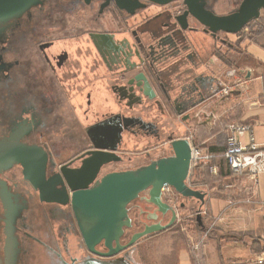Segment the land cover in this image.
Instances as JSON below:
<instances>
[{
	"label": "flooded vegetation",
	"instance_id": "flooded-vegetation-1",
	"mask_svg": "<svg viewBox=\"0 0 264 264\" xmlns=\"http://www.w3.org/2000/svg\"><path fill=\"white\" fill-rule=\"evenodd\" d=\"M82 1L86 8H88V11L91 12L88 17V22L90 21L91 27L88 31L91 48L89 47L87 50L88 52L79 48V40L75 39L76 37H73V41H70L72 43L67 41L70 43L68 48L73 50L71 51L72 53L67 49H63L59 53H56L58 48H67L64 43H57L59 41L65 42L70 38H67V36L75 31V28H71L72 13L66 9H63V11L59 9L57 10L56 0H43L42 5L33 8L22 18L3 25V37L0 41V141H8L10 138L15 137L22 144L42 148L48 154V179L58 174L62 175L63 169L77 171L83 166L84 161L90 157L89 154L96 150L93 138L90 137L88 130L99 122L108 120L112 114H120L123 117H141L145 122L154 125L150 128H143L139 125L132 130V132L124 131L123 142L122 144H119V146L115 143L117 138L113 139V137H110V134L108 135L105 144L107 146H114V144H116L118 148L116 154L120 158V161H118L119 163L124 160L123 157H121L120 152H123L124 148L128 147V143L125 141L126 135L147 139L150 143H152L153 140L157 141L156 145L159 146L158 149H160L162 154H165V147H168L169 145V149L171 150H169L170 152L166 156L168 157L172 155V141L180 140L176 138V133L172 130L171 125H175V122H177L179 117H181V120L179 121L184 124L189 123L195 118L193 117L192 112L189 114L185 113V115L181 116L177 114L174 107V99H176L177 96L173 97V95L171 102L160 97L163 111L165 113L162 110H159L156 105L149 102H146L145 106L134 105L132 110L127 107L129 101L121 96H126L128 93L127 91H119L120 88L125 87L127 84L123 79V68L114 66L110 61L105 63L92 38V35H107L111 38L108 43H115L121 47H126V40H129L131 45L136 44L140 50L146 51L151 44H155V41L153 40L154 36L156 40L172 37L175 42L176 39L180 40L181 45H179V49H181L183 53L190 54L191 52H194L191 35L199 33L206 34L204 32L205 28L200 26L191 17H189V29L183 32L188 39L187 43L182 40L181 34L172 35L171 31L168 35L162 36L160 33L163 26L167 27L171 24V17L182 15L185 12L186 7L184 1L176 0L167 6H159L146 0H140L143 7L138 9L134 15H129L120 10L114 0H90V3H87L86 0ZM206 2L207 9L210 10L208 0H206ZM79 10L81 9H72V11H74L73 17L77 16V18H73V27L75 26V23L81 19L76 13L79 12ZM68 16L70 17V20ZM39 21H43L44 26L58 23L60 24L59 26L62 27V30L58 31L56 36L49 35L47 37L46 35H38L37 37L33 35L32 32L30 33V29L32 25H37ZM60 36L64 38H57ZM217 37L218 38L214 39L221 44H223L222 41H226L224 39V33H219ZM165 41L169 42V44L171 43L169 39H166ZM9 47H14V49L10 50ZM74 56L76 57L74 58ZM85 59H90V64L86 67L82 63V60ZM101 68L106 70L105 73L101 75V78L106 82L105 85L107 88L105 89L106 92L109 93V99L119 110L117 113L112 112L99 115L95 110L98 88L96 77H100L99 71ZM73 86L74 90L77 92L76 95H78L77 98L74 97L73 99H75V102L78 104H72V106L74 110L79 108V111L81 112H79V114L77 109L76 117H79L80 115L84 116L85 123L90 121L91 116L93 118L95 117L96 120L91 123L89 122L90 124L84 125L80 131V136H78V134L71 135L70 138L78 144V147L74 149L75 154L68 161H63L58 164L52 172H49L51 161L50 153L43 146V143L40 145L35 142V139L37 136H40L42 139L48 138L50 137V132H54L49 129V126L46 127L47 117L53 116L54 120H59V118L62 117L60 112L58 114L55 113L56 108H58L63 101L61 98L62 96L60 97V91H63V96H66L69 94L70 90H73ZM85 88H90V91L86 93L83 92ZM57 94H59L58 98H56ZM199 99L200 97H196L195 102ZM183 104L186 105L185 103ZM190 104L191 102H189V105ZM204 104L205 103H202L201 105L203 106ZM85 106L86 108H84ZM82 108L84 109L82 110ZM138 108H143V111H151L152 109L154 110L157 108L163 118H168L166 112L168 108L173 117L171 119L168 118L170 120V128L165 127L162 129V122H159L160 119L149 121L144 119L141 115L131 116L128 114L129 112H134ZM77 120L80 124L83 123L80 118ZM51 126L55 128L56 124L52 122ZM64 136L66 137V135ZM151 150L152 147L147 148V151L144 154L146 163H143L141 167L150 165L152 162L158 160L153 158ZM77 160H80L81 163L78 167H75L73 163ZM106 166L102 167L101 173ZM15 167L16 166L13 168ZM8 171L0 173V264H29V258L33 256L34 251L38 250L37 245H41L42 248L51 253L54 257V262L52 264H60V262L61 264H64L62 261L63 253H61V250L51 248L45 243L44 239H40L34 234L35 226L32 218L35 208L34 199L35 197L38 198L39 203L42 206H53L60 209L54 213L44 212L43 214L46 216L49 227L53 230L55 229L58 236L63 237L62 245H64V250L67 254H70L68 251L70 236L81 241L80 229L74 207L71 203L68 205L42 203L40 201L39 192L25 180L23 169H21L23 182L17 179H9L7 177ZM122 171L123 170L111 171L109 173ZM101 173L98 179L108 174L106 173L101 176ZM21 185L24 186L26 190H24ZM59 187L62 189V186ZM167 190H170L173 195L176 193L173 189ZM167 190L164 191L163 201L178 215V211L175 210V208H173L164 197ZM202 193L204 194L203 191ZM6 197L10 201L11 209L14 212V214H12L15 217L13 222H9L8 217L6 216V210L3 204V198ZM137 201H140V203L137 204L134 202L130 207V217L132 213L135 214L134 218H131L133 220V228L136 227L138 229L136 233L142 231L146 225L153 224V222H150L147 219L149 213H156L159 215V221H161L162 225H168L172 222V211L168 212L167 216H162L157 211L156 207L151 211L147 208L148 204L146 201L142 199ZM203 202L204 201L200 202V204L198 203L199 207L196 211L197 217L195 222L199 226L202 225L201 218L204 206ZM191 203L194 204L195 202L191 201ZM180 208L183 211H189L186 202L181 203ZM144 218L148 222L144 221ZM177 221L171 228L177 225ZM185 223H191L187 216ZM131 235L133 234L131 233ZM25 247H27V249L29 248V251L27 250L26 252H23ZM69 256L71 264L81 261L79 257L71 256V254Z\"/></svg>",
	"mask_w": 264,
	"mask_h": 264
},
{
	"label": "water",
	"instance_id": "water-1",
	"mask_svg": "<svg viewBox=\"0 0 264 264\" xmlns=\"http://www.w3.org/2000/svg\"><path fill=\"white\" fill-rule=\"evenodd\" d=\"M114 1L120 10L129 15H134L143 7L140 0ZM146 1L167 6L176 0ZM183 1L185 12L171 17V24L163 26L160 33L162 36L171 31L172 35L181 34L185 43L188 39L183 32L189 29V17L205 28L206 34L218 38L219 33L238 35L264 12V0H243L238 9L225 16L207 9L206 0ZM86 2L90 3V0ZM42 3L43 0H0V41L3 37V25L22 18ZM92 38L105 63L110 61L114 66L123 68V79L127 84L119 91H127L128 94L121 97L129 101L127 107L131 110L134 105L145 106L149 102L163 111L160 97L171 102L172 95L178 91L174 107L181 116L198 111L202 103L222 91L219 86L214 88L215 79L211 75L198 74L200 65L196 62V54L183 53L179 49L181 43L178 39L176 42L172 37L156 40L154 36L155 44L142 51L136 44L131 45L129 40H126V47H121L108 43L111 38L107 35H92ZM222 43L226 44L227 41ZM196 97L200 99L195 102ZM188 101L191 102L190 105ZM139 125L143 128L154 126L141 117L112 114L108 120L99 122L88 130L96 150L89 154L90 157L84 161L83 166L77 171L63 169L62 175L49 179L48 154L42 148L22 144L15 137L0 141V173L20 166L25 180L39 192L42 203L72 204L84 246L89 253L107 259L120 256L122 262L132 264L125 255L127 250L146 237L167 231L178 220L177 213L163 201L165 190L173 189L177 195L199 204L204 201L202 191L192 188L188 182L193 167V152L187 140L172 141L171 156L135 170L108 173L98 179L102 167L120 161L116 154V144H122L124 131L132 132ZM109 134L113 139L117 138L114 146L105 144ZM139 199L156 207L162 216H167L172 211V222L162 225L159 215L149 213L147 219L153 224L146 225L142 231L131 235L133 220L130 217V207ZM3 204L8 221L13 222L14 212L7 197L3 198ZM126 239H129L128 242H125Z\"/></svg>",
	"mask_w": 264,
	"mask_h": 264
},
{
	"label": "crops",
	"instance_id": "crops-1",
	"mask_svg": "<svg viewBox=\"0 0 264 264\" xmlns=\"http://www.w3.org/2000/svg\"><path fill=\"white\" fill-rule=\"evenodd\" d=\"M242 1L208 0V4L215 14L225 16L234 12ZM224 39L226 44L206 34L191 35L196 62L200 65L198 74L211 75L215 79L214 88L219 86L222 91L207 100L200 110L192 112L197 119L184 124L179 117L171 128L192 149L222 155L234 128L249 126L250 131L239 136L240 142L249 147V136L253 133L259 149L264 150L263 12L241 33L225 34ZM82 63L86 67L90 59ZM105 71L101 68L100 77H96L95 110L99 115L119 112L101 78ZM177 94L178 91L173 97ZM154 110L159 114L161 128H170L169 119L173 117L168 108L169 119L161 117L157 108ZM215 168L219 171L217 177L213 174ZM189 184L204 192L202 225L182 226L186 216L178 213L175 227L139 241L125 252L128 260L132 264H259L264 259V173L258 177L247 173L234 175L227 162L217 158L210 165H193ZM194 219L189 217L193 222ZM69 238L71 256L77 257L86 250L85 246L75 245L77 238ZM92 256L88 261L79 256L81 261L75 264H127L120 256L111 259ZM62 260L71 264L64 254Z\"/></svg>",
	"mask_w": 264,
	"mask_h": 264
},
{
	"label": "rangeland",
	"instance_id": "rangeland-1",
	"mask_svg": "<svg viewBox=\"0 0 264 264\" xmlns=\"http://www.w3.org/2000/svg\"><path fill=\"white\" fill-rule=\"evenodd\" d=\"M56 4H57V10H61L63 11V9L69 10L71 14V28H75V31L72 32L71 35L67 36L70 37L68 38L65 42H58L57 44H65V46H67V48L63 47V48H58L56 53H59L61 50L63 49H67L69 52L73 51L71 48H68V45L73 41V37H76L75 39H78L80 42V45L78 46L79 48H82L83 51L88 52L87 50L89 49V47L91 48V44L89 43L90 39L88 36V31L90 30V21L89 20V15L91 14V12L88 11V8H86V6L84 5L82 0H56ZM241 4V3H240ZM240 5H238L237 7L239 8ZM80 8L81 10H79V12H76L77 15H79V18H81L80 20H78L77 23H75V26L73 27V23L74 20L73 18V12L72 9L74 10ZM94 8V7H92ZM237 8V9H238ZM71 10V11H70ZM93 13V12H92ZM264 14V12H263ZM69 17V16H68ZM77 18V16L75 17ZM70 20V17H69ZM60 24H51L50 26H44L43 21H39V23L37 25H32L31 29H30V33L32 32L33 35L37 36L38 35H46L47 37L50 36H56L58 34V31H61L62 27L59 26ZM81 28V30H80ZM57 38H64V37H57ZM66 39V38H65ZM63 41V40H62ZM69 41V42H67ZM13 45V44H12ZM72 46V45H71ZM77 47V48H78ZM76 48V50H77ZM10 50H13L14 47H9ZM72 53V52H71ZM73 90L69 91V94H67L66 96H63V91H60V97L63 99V101L61 102V104L59 105L58 108H56V114H58L60 112V114H62V117L59 118L57 120L53 119V116H48L47 117V122H46V127L49 126V129H51L54 132H50L48 138H40V136H37L35 139L36 143H39L40 145L43 143V146L47 149V151L50 153V165H49V172H52L53 169L58 166V164L62 163L63 161H68L75 153H74V149L76 147H78V144L71 139V135L72 134H78V136H80V131L82 129V127L86 124H90L91 122L95 121L96 118L92 117L90 118V123L84 122V116H79L76 117V111L78 109V113L79 108L77 109H73L72 104L77 105L78 103L75 102V99H73L74 97H78V95H76V90H74V86L72 88ZM90 88H85V90H83V92H89ZM50 93V92H49ZM59 94L56 95V98H58ZM78 100V99H77ZM51 103V102H50ZM86 108V106L84 107ZM82 108V110L84 109ZM81 113V112H80ZM79 113V114H80ZM128 114H130L131 116H139L141 115L144 119L147 120H159V114H156L155 110H151V111H143V108H138L136 109L134 112H129ZM154 114V115H153ZM58 118V117H57ZM81 119L83 121L82 124H80L78 122L77 119ZM178 121V120H177ZM54 122L56 124V127L53 128V126H51V123ZM63 131V132H62ZM65 131V133H64ZM169 132V131H168ZM66 135V137L64 136ZM77 136V138H78ZM176 138H178V135L176 134ZM125 141L128 143V147L124 148L123 152H120L121 157H123V161L121 163H113L110 165H107L102 173L101 176L109 173L111 171H127V170H135L138 169L139 167L142 166V164L146 163L145 159H144V154L147 151L148 147H152L151 150V154L153 155V158L155 159H159L162 157H166L169 154V145L168 147H165L166 152L165 154H162L160 152L159 146H157V141H154L152 143H150L149 140L147 139H142V138H135V137H130L128 135L125 136ZM200 149V148H199ZM202 150V149H201ZM148 162V161H147ZM81 161L77 160L75 163H73V165L75 167H78L80 165ZM22 169V168H21ZM21 169L20 167L16 166L15 168H13L12 170L7 172V177L9 179H17V180H21L22 181V175H21ZM21 184V183H20ZM192 186V185H191ZM21 187H23L24 190H26V188L24 186L21 185ZM194 188V186H192ZM170 190H167L165 192V199L167 200V202L173 207L175 208V210L178 211L179 214H182V216H187V217H195L194 222L189 220L191 223L186 224L185 223V219H183V224H181L182 226H188L190 227L191 225L193 227H195L196 225V217H197V210L199 207V204L197 202H195L194 204L191 203V200L188 201V199H184L183 197L176 195V193L171 192L170 195ZM173 196V197H172ZM175 196V197H174ZM186 202L187 206H188V210L189 211H183L180 206L181 203ZM135 203L139 204L140 201H136ZM34 204H35V208H34V212L32 214V218H33V224L35 226V236L39 237L40 239H44L45 243H47L51 248L54 249H58L61 250V253H63L65 255L66 258L70 259L69 255H66V251L64 250V245L63 244V237L58 236L57 232L55 231V229H51L49 227V224L47 222L46 216L45 214H43L44 212L47 213H54L57 210H60L58 207H53V206H42L39 203L38 198L35 197L34 199ZM149 210H154L155 207L152 205H147ZM200 209V208H199ZM135 214H131V217L134 218ZM144 221L148 222L145 218ZM180 225V226H181ZM198 225V224H197ZM138 229L136 227H134L130 233L135 234L136 231ZM81 234V233H80ZM129 239H126L125 242H128ZM141 241V240H140ZM72 244V243H71ZM81 245L82 247H84V243L83 240L81 239V241L78 239V242L76 241L75 245ZM38 250L34 251L33 256L31 258H29V264H52L54 262V257L51 255L50 252H48L46 249L42 248L41 245H37ZM29 247V246H27ZM27 247H25L23 249V252H26L27 250L29 251V248L27 249ZM74 256V255H73ZM79 256H82V258L86 259L87 261L90 260L91 258H93L92 254L89 253L87 251V249H83L82 254H80ZM77 256V257H79ZM57 260V258H56ZM63 261V260H62ZM61 264V262H60Z\"/></svg>",
	"mask_w": 264,
	"mask_h": 264
},
{
	"label": "built area",
	"instance_id": "built-area-1",
	"mask_svg": "<svg viewBox=\"0 0 264 264\" xmlns=\"http://www.w3.org/2000/svg\"><path fill=\"white\" fill-rule=\"evenodd\" d=\"M249 126L234 128V132L228 138L227 149L222 155L214 153H205L199 148L192 149V163L195 166L210 165L217 158L224 159L232 174L239 175L247 173L252 177L264 173V150H260L253 133H250V145L244 147L239 140V136H243L250 131ZM215 177L219 176L217 168L213 170ZM264 264V259L258 261Z\"/></svg>",
	"mask_w": 264,
	"mask_h": 264
}]
</instances>
